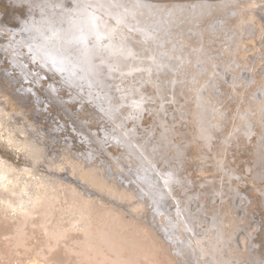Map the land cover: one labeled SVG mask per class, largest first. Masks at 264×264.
Returning <instances> with one entry per match:
<instances>
[{
  "label": "bare ground",
  "instance_id": "bare-ground-1",
  "mask_svg": "<svg viewBox=\"0 0 264 264\" xmlns=\"http://www.w3.org/2000/svg\"><path fill=\"white\" fill-rule=\"evenodd\" d=\"M126 2L131 13L129 21L126 22V15L122 19L127 20H121L122 12H119L109 17L111 22L143 27L145 19L148 23L151 16L146 15L154 8L160 10L163 17L207 18L235 4L234 0ZM89 6L94 7L87 0H0V88L7 85L16 90L20 84L19 91L31 94L28 99L33 101L29 104L27 100H18L25 97L19 91H13L14 96H11L12 90L7 96L0 94V206L5 213L17 218L11 230L13 243L30 248L32 245H27L26 239L34 231L45 240L43 246L35 248L32 257L24 262L20 260L21 264H70L52 257L61 244L67 257L75 258L80 264H143V260L147 264H161L159 257L151 258L158 255L159 248L152 250L145 242L143 237H149V232L142 230L145 226L148 231H154L161 247L162 244L171 246L170 260L183 264V256L175 252L179 230L190 235L195 226V218L189 219L188 214L180 210L184 205L178 196L186 195L187 189L174 190L178 205L171 206L163 200V195L170 198L166 184L158 175L154 157L145 155L131 140L134 135L130 130L117 128L109 109L104 107L101 93L104 83L99 81L97 51L89 28L109 21L95 10L91 11L93 8ZM109 44V48H117L116 53L124 49L113 40ZM131 46L139 48L137 43ZM162 54L163 58L167 57ZM8 64L11 67L8 68ZM29 76L32 82L29 79L26 83ZM46 85L61 98L46 89ZM138 104L141 106L143 101L140 99ZM70 106L73 109L86 107L94 115L93 121L91 117L77 115ZM196 117L192 115L189 122ZM193 129L188 130L189 137ZM186 147L190 150L194 143L189 141ZM196 172L191 182L188 180L191 175L176 179L182 183L187 180L191 188H196L201 180V174ZM198 188H203L199 195L205 196L209 191L208 185ZM169 208H174L172 213ZM206 209L219 213V209L212 206ZM121 211H124L123 217ZM122 218L131 225L123 223ZM258 219L260 227L263 226L264 215L259 214ZM139 224L143 233L137 235L134 228ZM233 232L230 226L218 233L217 240L225 245ZM195 241L200 250L205 248L200 238ZM211 247L216 264H232V257L216 251L220 248L218 245ZM196 264H199L197 260Z\"/></svg>",
  "mask_w": 264,
  "mask_h": 264
},
{
  "label": "rangeland",
  "instance_id": "rangeland-1",
  "mask_svg": "<svg viewBox=\"0 0 264 264\" xmlns=\"http://www.w3.org/2000/svg\"><path fill=\"white\" fill-rule=\"evenodd\" d=\"M87 1L95 7L89 6L93 8L91 11L95 10L109 21L89 28L97 51L99 81L104 83L101 92L104 107L109 109L116 127L130 130L134 135L131 140L145 155L154 157L158 175L166 184L170 198L163 195V200L171 206L178 205L174 190L187 189L186 195L178 196L184 205L180 210L187 213L189 219L195 218V226L190 235L180 229L178 247L174 245L175 252L179 251L184 258L183 264H196V260L199 264H216L211 245H218L221 249L216 251L232 257V264H264V223L260 227L258 219L259 214L264 215V0H234V5L207 18L163 17L162 12L154 8L146 15L151 16L148 23L145 19L143 27L110 21L112 14L119 12H122L121 20L129 21L127 0ZM124 16L127 19H122ZM97 34H100L98 39ZM112 40L124 49L116 53L117 48H109ZM132 43H137L139 48L132 47ZM161 53L167 57L163 58ZM57 75L65 78L60 73ZM31 78L29 76L26 83ZM18 88L20 84L16 90L5 85L0 88V94L7 96L12 90L11 96H14L13 91H19ZM45 88L61 98L50 86ZM20 94L25 97L18 100L33 103L28 99L31 94L26 95L24 91ZM73 110L93 121L94 115L86 107ZM190 115L198 117L190 123ZM192 127L195 130L189 137L188 130ZM189 141L194 143L190 150L186 147ZM194 171L201 174L198 186H209L205 196L199 195L203 188H191L187 180L182 183L176 179L191 175L188 179L191 182ZM207 206L218 208L219 213L208 211ZM0 209V264H21L32 257L45 240L34 231L26 239L27 245H32L30 248L13 243L11 230L17 218L5 213L1 206ZM173 210L169 208L170 213ZM121 213L124 215V211ZM121 221L131 225L125 218ZM140 226L134 228L137 235L147 230L149 237H143L145 242L152 250L158 247L157 252L161 253L151 258L159 257L161 264H170V261L180 264L170 260L171 246L162 244L161 247L154 231ZM230 226L234 232L224 245L217 240L218 233ZM197 238L202 240L204 249L200 250L195 244ZM13 246L18 247L15 250ZM24 249L29 252L25 253ZM64 252L67 251L61 244L52 257L60 262L80 264L75 258L70 260Z\"/></svg>",
  "mask_w": 264,
  "mask_h": 264
}]
</instances>
